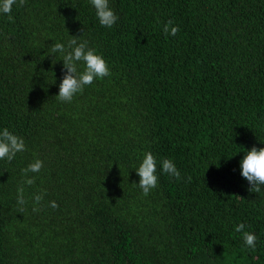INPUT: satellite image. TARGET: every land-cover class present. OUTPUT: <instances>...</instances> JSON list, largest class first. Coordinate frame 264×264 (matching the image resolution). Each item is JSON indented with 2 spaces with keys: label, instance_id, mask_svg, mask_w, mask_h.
<instances>
[{
  "label": "trees",
  "instance_id": "trees-1",
  "mask_svg": "<svg viewBox=\"0 0 264 264\" xmlns=\"http://www.w3.org/2000/svg\"><path fill=\"white\" fill-rule=\"evenodd\" d=\"M111 5L110 29L89 0H23L0 15V129L27 144L0 161V264H264V191L240 170L264 147V0ZM70 35L112 75L61 102L63 62L49 50ZM147 151L182 179L161 173L145 196L134 168ZM36 158L29 186L22 169ZM239 223L260 237L255 251Z\"/></svg>",
  "mask_w": 264,
  "mask_h": 264
},
{
  "label": "clouds",
  "instance_id": "clouds-1",
  "mask_svg": "<svg viewBox=\"0 0 264 264\" xmlns=\"http://www.w3.org/2000/svg\"><path fill=\"white\" fill-rule=\"evenodd\" d=\"M23 0H0V15L11 17L14 6H19ZM91 7L95 10V16L99 24L106 28H112L120 20V15L111 5V0H89ZM165 35L175 36L179 31V26L173 24L172 20L164 26ZM71 38L65 41H58L49 50V56L53 60L63 62V78L59 82V93L57 97L61 102H71L74 97L81 94L87 86L92 85L96 80H103L112 75V70L108 60L103 53L90 45L82 36L70 35ZM57 63V62H56ZM55 63V64H56ZM54 64V65H55ZM57 77L55 73V83ZM27 150V144L22 135H18L8 127L0 129V161H13L18 153ZM45 166L44 160L34 159L28 166L22 169L24 184L33 185L36 177ZM139 176V182L135 183L142 193L147 196L156 189L160 182L161 173L177 180L182 179L181 171L176 163L170 158H159L151 151L143 153L139 160L138 167L134 168ZM241 175L249 185V191L260 193L264 191V147L253 146L245 151V155L240 161ZM17 203L24 205V188H18ZM46 193L34 194L36 202L44 199ZM56 201L51 202V207H57ZM244 223L235 226V231L242 233L244 245L255 251L260 237L254 231L245 230Z\"/></svg>",
  "mask_w": 264,
  "mask_h": 264
}]
</instances>
